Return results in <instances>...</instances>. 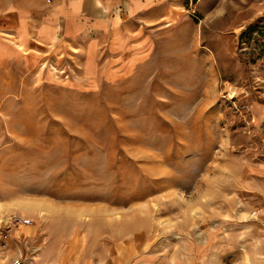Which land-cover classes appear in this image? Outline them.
<instances>
[{"label": "rangeland", "instance_id": "obj_1", "mask_svg": "<svg viewBox=\"0 0 264 264\" xmlns=\"http://www.w3.org/2000/svg\"><path fill=\"white\" fill-rule=\"evenodd\" d=\"M163 1L119 77L0 63V263L264 264V0Z\"/></svg>", "mask_w": 264, "mask_h": 264}, {"label": "crops", "instance_id": "obj_2", "mask_svg": "<svg viewBox=\"0 0 264 264\" xmlns=\"http://www.w3.org/2000/svg\"><path fill=\"white\" fill-rule=\"evenodd\" d=\"M159 3L164 1L50 0L18 8L0 24V63L18 59L33 69L38 55L71 48L79 66L76 79L119 77L135 65L140 33L164 18L157 12Z\"/></svg>", "mask_w": 264, "mask_h": 264}, {"label": "built area", "instance_id": "obj_3", "mask_svg": "<svg viewBox=\"0 0 264 264\" xmlns=\"http://www.w3.org/2000/svg\"><path fill=\"white\" fill-rule=\"evenodd\" d=\"M6 227L0 234L9 236L12 230L19 228L20 226H29L31 224L30 220L24 219L20 216H12L6 221ZM26 241V239H23ZM23 248H19L15 251L13 257L10 258V264H37L38 256L42 252L41 248L31 242ZM2 264V263H0Z\"/></svg>", "mask_w": 264, "mask_h": 264}, {"label": "bare ground", "instance_id": "obj_4", "mask_svg": "<svg viewBox=\"0 0 264 264\" xmlns=\"http://www.w3.org/2000/svg\"><path fill=\"white\" fill-rule=\"evenodd\" d=\"M7 220H8V219H7ZM7 220L5 219L4 222H6Z\"/></svg>", "mask_w": 264, "mask_h": 264}]
</instances>
